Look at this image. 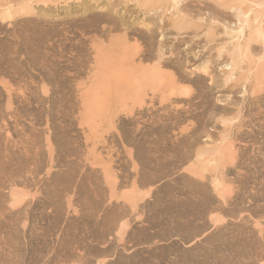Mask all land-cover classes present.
<instances>
[{
    "label": "rangeland",
    "instance_id": "1",
    "mask_svg": "<svg viewBox=\"0 0 264 264\" xmlns=\"http://www.w3.org/2000/svg\"><path fill=\"white\" fill-rule=\"evenodd\" d=\"M0 264H264V0H0Z\"/></svg>",
    "mask_w": 264,
    "mask_h": 264
}]
</instances>
